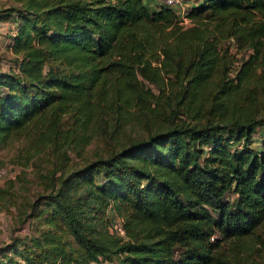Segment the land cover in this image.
Returning <instances> with one entry per match:
<instances>
[{
  "label": "trees",
  "instance_id": "trees-1",
  "mask_svg": "<svg viewBox=\"0 0 264 264\" xmlns=\"http://www.w3.org/2000/svg\"><path fill=\"white\" fill-rule=\"evenodd\" d=\"M8 1L0 166L21 138L61 164L94 137L105 149L66 174L40 172L46 229L21 263L0 264H207L206 222L222 237L264 222V148L250 146L264 125V0H201L187 26L143 0ZM230 47L242 55L233 70ZM12 182L0 207L15 203Z\"/></svg>",
  "mask_w": 264,
  "mask_h": 264
},
{
  "label": "rangeland",
  "instance_id": "rangeland-1",
  "mask_svg": "<svg viewBox=\"0 0 264 264\" xmlns=\"http://www.w3.org/2000/svg\"><path fill=\"white\" fill-rule=\"evenodd\" d=\"M8 3V0H0V9ZM180 23L185 26L189 25V18L186 17V21ZM0 35H4V33H0ZM228 52L231 54L229 68L233 70L242 55L240 52H236L234 47H230ZM0 61H4V65L10 62L4 46L0 47ZM152 63L155 64L154 61ZM150 86L151 91L156 93L153 85ZM250 140L252 148L256 150L264 148V125L258 126L253 131ZM100 149L103 151L105 147L98 138L94 137L88 144L83 145L78 154L74 151L69 152L65 164L59 163L45 149L33 152V148H29L22 138L13 140L5 147L4 151H1L2 166L6 168L7 176L0 178V185L9 178L13 179L10 190L13 191L12 195L15 201L12 205H8V202L5 201L4 205L0 207V258L3 262L12 259L21 263L23 246L31 237L46 229L45 217L48 218L50 211L43 204L45 200H38L37 197H44L48 189L39 185L40 172L48 171L50 173L52 168L61 164L60 170H62V174H66L69 170L82 165L93 157L94 152ZM57 174L59 171H54V175ZM226 198L233 201L234 195L229 192L226 194ZM211 212L213 216H216L213 211ZM19 214L24 218L23 221H20ZM108 215L113 216L114 213L108 210ZM116 217L118 216L112 218ZM203 228L205 232H212L215 236V239L211 240L208 238V234L203 239V244L209 248L208 254L211 258L207 264H264V222L255 227L251 233L228 237H222L217 229H213V225L210 227L207 222ZM178 249L179 247L176 246L175 253ZM91 264L112 263L99 257L97 262Z\"/></svg>",
  "mask_w": 264,
  "mask_h": 264
},
{
  "label": "built area",
  "instance_id": "built-area-1",
  "mask_svg": "<svg viewBox=\"0 0 264 264\" xmlns=\"http://www.w3.org/2000/svg\"><path fill=\"white\" fill-rule=\"evenodd\" d=\"M161 6H166L170 8L179 19L183 22L186 21V13L191 6H194L200 3L201 0H157ZM15 28H12L10 35H14ZM12 36L8 39V47L11 48L12 45ZM6 168L4 166H0V178L5 175ZM110 230L118 236H124V228L122 225V220L119 217L112 218L110 221ZM212 239V237H210Z\"/></svg>",
  "mask_w": 264,
  "mask_h": 264
},
{
  "label": "crops",
  "instance_id": "crops-1",
  "mask_svg": "<svg viewBox=\"0 0 264 264\" xmlns=\"http://www.w3.org/2000/svg\"><path fill=\"white\" fill-rule=\"evenodd\" d=\"M143 2L147 6V9L150 11L155 10L161 6V4L157 0H143ZM14 23L15 22H13L12 20L0 21V33H4V35H0V47L4 46L6 48V54H8L9 60L11 62H8L9 64L4 65V61H0L1 70H8L9 68L15 69V61L13 59L14 55L11 53V50L8 47L9 34L12 30V27L14 26Z\"/></svg>",
  "mask_w": 264,
  "mask_h": 264
}]
</instances>
